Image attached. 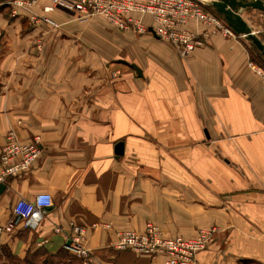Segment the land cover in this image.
I'll return each mask as SVG.
<instances>
[{
    "label": "crops",
    "instance_id": "0c3cea01",
    "mask_svg": "<svg viewBox=\"0 0 264 264\" xmlns=\"http://www.w3.org/2000/svg\"><path fill=\"white\" fill-rule=\"evenodd\" d=\"M240 13L264 42V12ZM48 15L57 26L0 8V153L11 128L41 147L0 192V254L15 258L2 261L159 264L112 247L154 222L187 237L216 226L199 264H264V77L250 62L264 65L245 36L193 21L203 44L182 55L94 15ZM41 191L52 208L24 228L13 206ZM75 225L89 260L65 247Z\"/></svg>",
    "mask_w": 264,
    "mask_h": 264
},
{
    "label": "built area",
    "instance_id": "2783aa9c",
    "mask_svg": "<svg viewBox=\"0 0 264 264\" xmlns=\"http://www.w3.org/2000/svg\"><path fill=\"white\" fill-rule=\"evenodd\" d=\"M37 0H13V14L32 12V17L43 23L57 26L48 14L56 8L99 14L121 30L158 36L187 55L203 44L200 34L191 27L193 21L213 27V31L226 36L237 34L210 6V0H50L43 8L45 14L33 12ZM251 66L264 77V69L254 62ZM38 138L23 140L11 128L5 137L0 153V182L25 173L40 156ZM53 205V196L41 191L32 199L19 198L13 212L16 222L24 228H36L47 209ZM219 229L216 226L202 228L194 236L168 235L154 223L147 222L143 230L126 229L118 233L112 245L117 252L132 251L159 264H199L198 254L204 250ZM84 228L75 225L67 237L65 247L79 257L89 260L91 251L83 244Z\"/></svg>",
    "mask_w": 264,
    "mask_h": 264
},
{
    "label": "water",
    "instance_id": "95a60500",
    "mask_svg": "<svg viewBox=\"0 0 264 264\" xmlns=\"http://www.w3.org/2000/svg\"><path fill=\"white\" fill-rule=\"evenodd\" d=\"M209 6L221 16L226 23L239 34L245 36L251 45L264 56V42L253 30L248 21L240 13L241 9L254 8L264 12V0H210ZM158 37V36H157ZM137 73L141 76L142 71L136 64H133ZM116 153L123 154V142L116 145ZM5 183L0 184V192L5 189ZM50 206L48 209H51Z\"/></svg>",
    "mask_w": 264,
    "mask_h": 264
},
{
    "label": "rangeland",
    "instance_id": "374dc122",
    "mask_svg": "<svg viewBox=\"0 0 264 264\" xmlns=\"http://www.w3.org/2000/svg\"><path fill=\"white\" fill-rule=\"evenodd\" d=\"M12 1L13 0H0V8H3L4 12H5V15L6 13L8 14L9 12L13 13V5H12ZM65 9V8H64ZM65 10H68V11H75V10H70V9H65ZM95 17V18H101V19H104L106 22H109L104 16L102 15H99V14H95L94 16H92V18ZM110 26H112L113 28H115L116 30H119V31H126V30H121L119 29L118 27H116L114 24L110 23ZM138 34V33H137ZM144 34H148V33H144ZM249 44L251 45L250 41L248 40ZM254 51L253 52V56L256 58L257 57V54H258V62L261 64V65H264V56L262 54H260L254 47H253ZM257 59V58H256ZM113 74V73H112ZM15 261V260H14ZM20 263V261L18 262V264ZM0 264H11L9 262H6V261H2L0 260Z\"/></svg>",
    "mask_w": 264,
    "mask_h": 264
},
{
    "label": "trees",
    "instance_id": "16d2710c",
    "mask_svg": "<svg viewBox=\"0 0 264 264\" xmlns=\"http://www.w3.org/2000/svg\"><path fill=\"white\" fill-rule=\"evenodd\" d=\"M258 55V54H257ZM5 256L7 259L12 260L15 259L7 250H3V252H1L0 254V260H2L1 258ZM19 262V261H18ZM48 263V261L46 262ZM28 264V263H27Z\"/></svg>",
    "mask_w": 264,
    "mask_h": 264
}]
</instances>
